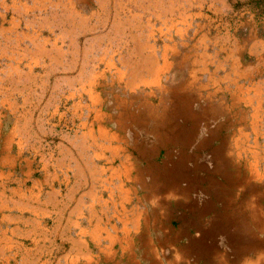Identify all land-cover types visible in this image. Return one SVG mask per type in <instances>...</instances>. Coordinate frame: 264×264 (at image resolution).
<instances>
[{"label":"crops","instance_id":"obj_1","mask_svg":"<svg viewBox=\"0 0 264 264\" xmlns=\"http://www.w3.org/2000/svg\"><path fill=\"white\" fill-rule=\"evenodd\" d=\"M250 1L151 0L155 11L144 14L177 17L151 26L144 72L109 61L103 74L85 83L82 72L73 85L67 75L57 85L50 71H37L53 57L55 42L42 35L53 29L20 26V16L43 13L39 1L0 2L12 12H0V255L7 264H232L244 244L214 227L213 211L186 197L179 179L165 182L167 168L157 161L164 141L153 128L166 115L175 126L196 121L198 109L235 128L233 142L245 141V128L264 126V26L251 17L262 22L264 13ZM108 76L106 86L118 87L109 102L100 87ZM183 112L194 115L184 122ZM259 133L253 143L264 138ZM256 153L264 159V148ZM257 255L241 264H260Z\"/></svg>","mask_w":264,"mask_h":264},{"label":"rangeland","instance_id":"obj_2","mask_svg":"<svg viewBox=\"0 0 264 264\" xmlns=\"http://www.w3.org/2000/svg\"><path fill=\"white\" fill-rule=\"evenodd\" d=\"M12 1L17 4L16 0ZM17 1L30 5L36 3V0ZM37 1L43 13L21 14L20 26H52V31H42V35L53 38V57L47 58L46 66H38L37 71H50L57 85L64 82L63 75H67L70 85H73L76 75L82 72L86 83L92 80L89 75L93 72L103 74L109 61L126 73L132 71L141 75L144 72V55L152 53L147 48V41H152L149 37L153 31L151 26L156 28L162 21L160 18L177 17L173 14H144V10L155 11V6L149 4L151 0ZM152 1L154 4L157 2ZM187 1L165 0V4H186ZM250 5L256 6V3L250 1ZM45 8L47 13H44ZM16 10L19 11L18 8ZM165 10H169L167 6ZM0 12L7 11L0 7ZM251 17L257 26H264V17H261L262 22L260 15ZM2 19L1 16L0 25L3 24ZM4 25L9 26L6 21ZM106 80L109 82L110 77L100 79V87L105 101L109 102L112 98L110 92L118 90V87L109 88ZM142 91L144 93V89ZM197 112L196 121L175 126V120L166 115L161 127L153 128L164 141L163 159L157 158V161L164 163L169 171L166 169L165 182L179 179L180 189H189L184 191L188 193L186 197L213 211L214 227L227 236L234 232L244 244L229 256L230 263L252 261L258 256L259 249V263L264 264V159L256 158L260 155L256 153L258 147L264 148V138L260 137L259 144L253 143L255 132L264 134V126L245 128V141L233 142L235 128L219 126L214 118H210L214 111L198 109ZM192 115L191 112L181 113L185 117L184 122ZM177 151L179 155L176 157ZM166 154L169 156L165 157ZM211 215L209 213L207 217ZM2 244L0 240V246ZM7 262L0 255V264Z\"/></svg>","mask_w":264,"mask_h":264},{"label":"trees","instance_id":"obj_3","mask_svg":"<svg viewBox=\"0 0 264 264\" xmlns=\"http://www.w3.org/2000/svg\"><path fill=\"white\" fill-rule=\"evenodd\" d=\"M256 4H258L260 10L264 11V0H255Z\"/></svg>","mask_w":264,"mask_h":264}]
</instances>
